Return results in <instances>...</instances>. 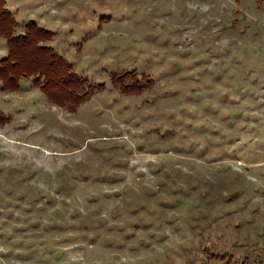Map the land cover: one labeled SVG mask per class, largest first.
<instances>
[{
  "label": "rangeland",
  "instance_id": "374dc122",
  "mask_svg": "<svg viewBox=\"0 0 264 264\" xmlns=\"http://www.w3.org/2000/svg\"><path fill=\"white\" fill-rule=\"evenodd\" d=\"M5 6L99 86L0 89V264H264V0Z\"/></svg>",
  "mask_w": 264,
  "mask_h": 264
},
{
  "label": "trees",
  "instance_id": "16d2710c",
  "mask_svg": "<svg viewBox=\"0 0 264 264\" xmlns=\"http://www.w3.org/2000/svg\"><path fill=\"white\" fill-rule=\"evenodd\" d=\"M0 0V36L6 39L7 54L0 60V89L16 91L24 77L38 85L50 100L74 110L85 96L99 85L87 83L79 77L60 54L48 45L53 31L33 20L27 21L20 32L18 22ZM122 82V92H140L150 84L140 80L125 83L123 76H114ZM235 264V263H226Z\"/></svg>",
  "mask_w": 264,
  "mask_h": 264
}]
</instances>
